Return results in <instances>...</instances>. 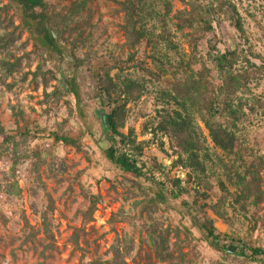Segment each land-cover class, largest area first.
Returning a JSON list of instances; mask_svg holds the SVG:
<instances>
[{"label":"rangeland","instance_id":"374dc122","mask_svg":"<svg viewBox=\"0 0 264 264\" xmlns=\"http://www.w3.org/2000/svg\"><path fill=\"white\" fill-rule=\"evenodd\" d=\"M78 1L47 0L51 21L64 28L58 48L50 50L37 43L36 29L19 28L21 22L15 14V3L0 0V7H4L0 10V21L9 25L6 31L11 38L1 36L7 43L0 44V64L6 60L0 65V128L4 132L15 130L24 120L34 121L39 127L37 132L31 129L29 135L17 139L13 147L0 153V264H262L214 250L192 216L196 201L201 211L205 210L214 219L218 232L264 246L261 224L264 222V171L260 172L262 202L256 209L247 207L245 215L226 207L231 221L226 224L208 208L219 194L214 176L208 179L211 189L203 187L204 196L192 189L186 195L189 201L194 200L191 211L166 195L161 201L152 199V210L148 207L152 202L142 199V191L151 187L158 190L159 186L144 177L127 174L105 157V130L95 114L101 106L100 95L88 68L93 65L90 56L122 54L121 49H126L121 28V0H85L78 15L65 21L64 12ZM232 1L242 16L247 41L230 30L232 36L242 45H251L264 60V0ZM182 5L172 0V12ZM156 10L162 11L160 1L156 3ZM165 20L174 31L169 17ZM155 26L159 28L158 24ZM174 34L181 52L187 54L186 36L176 31ZM143 43L136 55L142 54L146 65L153 68L148 56L151 50ZM218 47L223 49L224 45L218 44ZM198 49L204 55L206 42H200ZM85 56L89 62L81 64ZM129 70L146 79L142 71ZM67 81L76 85L78 101L67 92ZM252 88L254 93L264 95V74ZM148 91L136 103L128 104L129 116L120 129L126 132L128 127L132 128L137 139L150 137L144 124L156 115L153 85ZM12 106L22 110V114L15 113ZM242 124L245 125L244 146L264 156V114ZM202 130L206 134L203 127ZM73 132L81 134L77 146L63 144L52 135ZM163 140V148L168 147L166 138ZM206 140L211 152L224 155L207 136ZM163 148L155 141L144 146L138 161L151 166V157H154L169 168L171 175L182 178L181 169L170 166L171 151ZM215 171L222 178L221 168L216 167ZM154 174L158 176L157 171ZM14 181L20 188V198L12 195ZM188 187L192 188L193 184ZM93 198L97 200L95 208L82 226ZM119 210L127 216L111 219L110 215ZM249 216L261 224L251 233ZM150 232H153V242L149 239Z\"/></svg>","mask_w":264,"mask_h":264},{"label":"trees","instance_id":"16d2710c","mask_svg":"<svg viewBox=\"0 0 264 264\" xmlns=\"http://www.w3.org/2000/svg\"><path fill=\"white\" fill-rule=\"evenodd\" d=\"M10 1L15 3L20 29L31 30L33 27L37 31L36 41L39 45L50 50L58 48L64 28L51 21L47 0ZM158 1L162 4V11L156 10ZM178 1L183 4L182 7L172 12V0H121V28L126 49H121L122 54L90 56L93 65L88 69L95 78L101 105L95 114L105 130L107 141L103 151L105 157L120 170L133 177H144L159 186L158 190L151 187L142 191V199L152 202L148 206L152 210V199L161 201L166 195L191 211L194 200L189 201L186 195L192 189L195 194L204 196L203 187L211 189L208 179L214 176L219 194L217 201L209 204L208 208L216 217L230 224L226 207L245 215L248 213L247 207L256 209L263 200L260 172L264 171V156L244 146L245 125L242 123H250L254 116L264 114V95L254 93L252 88L264 74V60L251 45H242L232 36L231 31H236L239 38L247 41L242 16L232 0ZM84 5L85 0L73 3L64 12L63 19H74ZM3 8L0 7V10ZM166 17L172 22L174 31L186 36L189 47L187 54L181 52ZM3 23L0 21V29L3 30L0 44L7 43L2 37L11 39L6 31L9 25ZM156 24L159 28H156ZM142 41L144 47L148 46L151 50L148 56L154 64L153 68L146 65L142 54L136 55ZM203 41L207 44L204 55L198 49ZM218 44L224 45V48L220 49ZM173 54L176 59H173ZM254 59L260 62L256 63ZM88 62L87 56L80 60L81 64ZM131 68L142 71L146 79L132 74ZM112 71L114 73L111 75ZM67 84V92L78 101L76 85L69 81ZM150 85H153L157 103L156 115L152 121L144 124V130L150 137L137 139L132 128L128 127L126 132L120 129L124 128L129 116L128 104L136 103L149 93ZM11 108L18 115L22 114V110L14 106ZM31 129L37 132L38 123L24 120L15 130L4 132L0 128V153L13 147L17 139L29 135ZM52 135L61 143L73 146L78 145L81 136L80 132ZM205 135L224 153L223 156L210 151ZM163 138L167 140L166 148H163ZM154 141L163 151H171L170 166L180 168L182 178L171 175L169 168L155 161L154 157H151V166L138 161L143 147ZM216 167L221 168L222 178L217 176ZM156 171L158 176L154 174ZM188 184H193V187H188ZM140 186L137 184V187ZM11 192L20 198L16 181L12 183ZM96 201L95 198L91 200L82 226L91 217ZM201 209L195 201L192 218L214 250L264 264V246H256L245 238L218 232L214 219ZM124 215L127 216L126 212L119 210L110 217L116 220ZM248 218L251 221L249 233L261 224L264 226V222L257 224L254 216ZM148 235L153 242V232Z\"/></svg>","mask_w":264,"mask_h":264},{"label":"water","instance_id":"95a60500","mask_svg":"<svg viewBox=\"0 0 264 264\" xmlns=\"http://www.w3.org/2000/svg\"><path fill=\"white\" fill-rule=\"evenodd\" d=\"M54 36H56V35H54Z\"/></svg>","mask_w":264,"mask_h":264}]
</instances>
